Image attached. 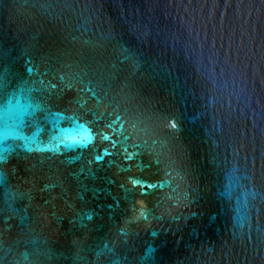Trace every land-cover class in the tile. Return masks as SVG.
<instances>
[{"label":"water","instance_id":"water-1","mask_svg":"<svg viewBox=\"0 0 264 264\" xmlns=\"http://www.w3.org/2000/svg\"><path fill=\"white\" fill-rule=\"evenodd\" d=\"M0 264H264V0H0Z\"/></svg>","mask_w":264,"mask_h":264}]
</instances>
